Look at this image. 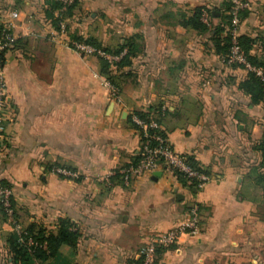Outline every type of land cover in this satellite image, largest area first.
Segmentation results:
<instances>
[{
	"label": "crops",
	"instance_id": "1",
	"mask_svg": "<svg viewBox=\"0 0 264 264\" xmlns=\"http://www.w3.org/2000/svg\"><path fill=\"white\" fill-rule=\"evenodd\" d=\"M48 1L0 0V23H11L17 40L5 57L0 186L13 192L20 227L56 231L59 219H69L82 235L76 248L62 246L57 258L33 264H137L141 247L187 220L195 204L199 234L162 249L156 264L252 262L264 245V167L256 150L264 105L241 90L248 72L217 54L212 34L186 24L197 8L220 10L213 23H222L228 2L77 0L62 33ZM247 1L240 36L254 40L250 55L264 64V0ZM111 24L121 44L132 38L135 45L131 66L110 64L115 84L100 58L71 47L73 36L112 47ZM137 113L157 118L173 150L207 173L203 189L161 168L157 180L124 185L117 173L141 146ZM55 166L77 177L57 175ZM15 232L0 205V264H13L7 241Z\"/></svg>",
	"mask_w": 264,
	"mask_h": 264
},
{
	"label": "built area",
	"instance_id": "2",
	"mask_svg": "<svg viewBox=\"0 0 264 264\" xmlns=\"http://www.w3.org/2000/svg\"><path fill=\"white\" fill-rule=\"evenodd\" d=\"M63 5L62 9L56 12V17L59 19V30L66 33L68 28V20L64 17V13L68 7L74 4L75 0H57ZM230 4L228 14L231 16L230 25L227 32L231 39V47L229 54L225 57V62L229 65H237L243 67L248 73H254L257 77L264 81V70L261 67L253 66L246 58L243 49L239 42L241 13L250 8L247 0H226ZM13 19L17 18L16 13H12ZM203 21L208 24V14H203ZM16 37L13 33V26L11 23L4 24L3 31L0 35V152L1 143L4 137L5 128V106L7 104V85L5 78V57L16 44ZM72 49L85 57H98L105 60L111 65L119 62L126 54V51L119 55L108 53L102 48H97L93 45L74 41L71 43ZM132 122L137 126L141 137V146L137 153L140 156L139 161L132 163L129 166L121 169L117 174L121 177L124 185L128 186L135 179L152 176L163 165L170 168L172 171L182 173L187 180L196 182V189H203L211 178L203 171L191 167L186 159L177 154L159 132L162 131L161 125L155 121H145L138 116L133 115ZM52 172L67 178H76L77 174L71 170L55 166ZM109 174L107 178L113 176ZM110 181V179H107ZM13 192L10 188L0 186V205L9 220L15 226L16 232L19 236V242L27 246H37L32 237L26 232V228L20 227L16 223L15 209L12 204ZM199 234L198 221V207L193 206L189 211V218L173 229L158 234L150 238L143 247L139 250V257L143 264H154L156 261L157 250L159 248H166L177 244L183 235L195 237Z\"/></svg>",
	"mask_w": 264,
	"mask_h": 264
},
{
	"label": "trees",
	"instance_id": "3",
	"mask_svg": "<svg viewBox=\"0 0 264 264\" xmlns=\"http://www.w3.org/2000/svg\"><path fill=\"white\" fill-rule=\"evenodd\" d=\"M48 5L50 7V17L53 19V22L56 27H59V19L55 16V12L62 9L63 5L61 2L57 0H49ZM78 2L75 0L74 4L68 7L67 11L64 13V17H71L73 15L74 10L77 8ZM226 11L229 12L230 4H225ZM207 13L210 16L211 21L206 24L202 21L203 14ZM245 13V12H244ZM241 13V18L244 15ZM222 13L220 10L214 11H206L203 8H197L194 10L193 16L186 22L188 26L197 30L200 33H210L213 36L214 46L216 48L217 54L221 55L225 61V57L230 52L231 47V39L227 32V28L230 25L231 16L226 14L223 18L222 23L214 24L213 20H217L221 17ZM225 21V23H224ZM224 23V24H223ZM4 25L0 23V35L3 31ZM73 41L84 42L90 45H93L97 48H101V46L93 39H83L79 36H73ZM240 45L243 49V52L247 58V60L255 67H261L264 70V64L256 61L251 55L250 50L253 47L254 40L246 37H239ZM110 54L119 55L122 52L126 51V54L122 57V59L115 63L118 69L129 67L132 65L131 58L135 52V45L133 43V39H127L124 44L119 46L115 50L104 49ZM103 67V73L107 76V79L115 84V76L113 72L110 70L111 65L103 59H100ZM237 66V65H234ZM240 67V66H237ZM241 90L251 97L253 103L258 104L262 103L264 105V81L257 77L254 73H248V78L245 80L241 86ZM140 119L145 121L153 120L152 115L150 113H137ZM155 121L158 123L159 120L155 118ZM134 124V123H133ZM135 125V124H134ZM136 126V125H135ZM137 128V126H136ZM166 139V135L161 131L159 132ZM256 150L261 154V166L264 167V133L262 135L261 141L256 146ZM185 157L187 163L201 171V168L198 167L197 163L190 157ZM140 156L137 155L134 163L139 161ZM166 168L165 165H163ZM173 173L177 176L179 181H181L185 186H189L191 189L196 188V182L187 180L186 177L178 172L173 171ZM2 186L8 187V184L2 182ZM12 204L14 207V201L12 200ZM3 210V209H2ZM16 217V216H15ZM26 232L37 246H27L25 244H21L19 242V236L17 233H13L8 238V248L9 252L12 256L13 264H33L35 261H39L42 263H46L54 258L59 256V252L62 246H69L72 248H76L81 239V233L76 228V226L69 219H59L58 220V228L56 231H48L47 229L40 227L38 225L32 224L28 228H26ZM162 251L161 248L157 250V255ZM137 264H143L142 259L138 261ZM156 264V261L155 263Z\"/></svg>",
	"mask_w": 264,
	"mask_h": 264
},
{
	"label": "rangeland",
	"instance_id": "4",
	"mask_svg": "<svg viewBox=\"0 0 264 264\" xmlns=\"http://www.w3.org/2000/svg\"><path fill=\"white\" fill-rule=\"evenodd\" d=\"M74 13V12H73ZM67 18V20H68V27H69V24H70V21H69V18L70 17H66ZM105 20H103V18H102V22H104ZM91 22L93 23V25H97V23H95V21H92V19H91ZM101 23V22H100ZM224 23H225V21H224ZM223 23V24H224ZM101 25V24H100ZM99 25V26H100ZM98 25H97V27H96V29L93 31V33L95 34V32L96 33H98L99 34V27ZM104 26H105V22H104ZM93 27H95V26H93ZM116 28V27H115ZM115 28H114V24H111L110 26H109V30L111 29V31L109 32L108 31V34H112L113 33V36L115 37V34H116V32H115ZM99 31V32H98ZM104 33V32H103ZM108 36V35H107ZM86 39H92V38H86ZM119 39V38H118ZM112 40V41H111ZM117 41V42H116ZM109 43H111V45H112V47H107V46H104V47H101L102 49H109L110 48V50H115V49H117L119 46H121L122 44L119 42V40H117L116 39V37L113 39H110L109 40ZM241 68H243V67H241ZM185 158V157H184ZM199 167V166H198ZM200 168V167H199ZM161 169H167V170H169L170 172H172L173 173V171L170 169V168H164V166H162L161 167ZM201 171H203L205 174H207L203 169H201ZM173 175L177 178V176L173 173ZM148 177H150V176H148ZM193 206H197L196 204L195 205H193ZM198 207V206H197ZM198 221H199V212H198ZM161 249H164V248H161ZM156 259H157V255H156ZM252 262H242V264H264V245L260 248V249H257L256 250V253H255V256H253L252 257Z\"/></svg>",
	"mask_w": 264,
	"mask_h": 264
},
{
	"label": "water",
	"instance_id": "5",
	"mask_svg": "<svg viewBox=\"0 0 264 264\" xmlns=\"http://www.w3.org/2000/svg\"><path fill=\"white\" fill-rule=\"evenodd\" d=\"M161 176V172H155L154 174H153V179L154 180H157V177H160Z\"/></svg>",
	"mask_w": 264,
	"mask_h": 264
}]
</instances>
